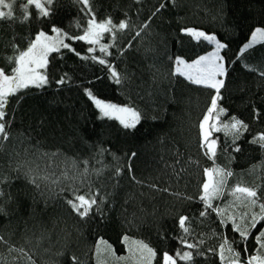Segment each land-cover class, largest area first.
I'll list each match as a JSON object with an SVG mask.
<instances>
[{
	"label": "trees",
	"instance_id": "trees-1",
	"mask_svg": "<svg viewBox=\"0 0 264 264\" xmlns=\"http://www.w3.org/2000/svg\"><path fill=\"white\" fill-rule=\"evenodd\" d=\"M89 6L98 22L111 18L129 24L115 30V39L103 35L101 44L110 45L111 54L89 52L93 46L86 41L66 39L75 52L49 55V83L9 98V139L0 141V178H5L0 183V264H73V256L77 264H136L139 254L135 260L129 255L132 241L156 251L152 264H162L164 252L178 250L192 251L194 260L177 264H227L209 249H218L222 235L239 240V234L210 209L201 216L200 196L204 170L216 166L233 175L213 207L239 220L248 209L234 201L230 190L241 184L259 186L264 193V148L250 143L264 134V43L244 49L255 29L264 28V0H89ZM47 8L49 15L43 16L27 0H15L13 16L0 19V68L6 74L14 66L7 58L26 50L40 31L52 35L55 26L70 36L82 35L91 18L77 0H54ZM187 28L228 45L221 51L228 73L218 101L226 111L217 126L232 117L248 125L235 143L223 130L212 131L214 158L202 147L200 124L215 90L175 72L176 57L191 63L213 45L185 34ZM108 65L121 75L120 84ZM61 78L65 82L58 84ZM86 90L106 103L135 108L140 123L124 129L118 120L102 117ZM74 192H98L99 210L94 206L81 218L67 203ZM181 216L189 217L190 234L179 227ZM261 227L264 222L248 240L249 256L264 257L254 240ZM181 238L198 247L186 248ZM100 240L116 257L128 259L117 262L107 251L98 255L97 245L104 248ZM233 247L246 258L243 245Z\"/></svg>",
	"mask_w": 264,
	"mask_h": 264
},
{
	"label": "snow or ice",
	"instance_id": "snow-or-ice-1",
	"mask_svg": "<svg viewBox=\"0 0 264 264\" xmlns=\"http://www.w3.org/2000/svg\"><path fill=\"white\" fill-rule=\"evenodd\" d=\"M15 0H0V19L11 18L13 16V4ZM54 0H27V4L34 5L35 8L40 9V15L48 16L49 12L45 5H52ZM84 6L82 9L90 15V19L87 20L86 27L83 29L82 35L70 36L67 32L53 26L51 31L55 33V36L46 34L44 31H40L35 38L30 41L26 50H19L18 54L12 57H8L9 63L14 66L11 73L6 74L5 71L0 68V141L9 139L8 121L6 116V107L9 104V98L15 96L20 90L28 89L30 86L41 88L49 83L47 75V66L49 63L48 57L53 52H59L61 48L68 49L75 52V49L71 47L70 43H66L67 40H81L86 41L89 45L100 44L105 33L110 34L112 39H115L116 29L123 31L129 27L127 20L120 21L118 24L113 23L111 18H107L104 21L98 22L95 18V13L92 12L89 6V0H77ZM164 7L163 4L160 6ZM4 9H7L5 11ZM159 11V9H157ZM79 27V25H77ZM146 27V25H145ZM185 34L195 38L197 41L203 39L209 43L215 45V50L207 55L200 56L193 60L191 63L185 61L183 58H175V72L181 76H185L190 82L197 85H203L205 87L215 90V96L211 99L210 107L207 109L206 115L200 124L202 130L203 144L202 147L206 148V155L210 154L211 158L216 155L217 140L210 139L212 131H224L226 135L232 137L233 143L240 139L244 131H247L248 125L242 120L235 117L231 118L230 123L223 124L222 127H218L221 114L226 110L219 106L218 101L222 99L220 92L225 86V80L223 77L227 76L228 68L226 67L225 56L221 55V50L228 47L227 44L221 43L215 35L206 34L204 31H200L193 28H187L182 30ZM139 35V33H137ZM264 39V28H257L252 34L251 43L245 44L244 49L247 50L257 42V39ZM131 46V45H129ZM110 45L100 44L99 51L110 55L108 48ZM89 52L96 51L95 48L89 47ZM79 55V53H76ZM88 59V57H83ZM95 60L96 57H91ZM100 64H105L104 59L99 60ZM112 68L111 75L115 83L120 84L122 82L121 75L114 70L112 65H108ZM264 75V73H261ZM123 79H126L124 77ZM65 81L63 78L57 81L58 84H63ZM86 94L94 101L97 109H99L102 117L109 119H117L124 129H135L141 121V114L138 110L129 106H118L112 103H106L101 99H97L90 90H86ZM210 120L214 121L210 124ZM250 143H258L261 148H264V134H260L254 137ZM2 150V148H0ZM239 147L235 148V151H239ZM103 151V149H102ZM133 155H135L133 153ZM87 164V161L84 162ZM87 172V169H85ZM207 176L206 182L203 183V194L200 196V200L204 202L205 210L200 213L201 216L209 214V209L212 212H216L221 217V224L227 226L230 222L232 224L233 232L239 234V240H228L226 236H221V243L218 249H209V251H216L219 259L227 264H264V257L259 254L248 255V240L252 236L253 229L257 228V225L264 222V193L259 192V186L249 187L236 184L231 190V195L234 197V201L240 202L248 211H245L239 215V220L235 214H228L226 210H221L217 207H213L212 201L220 198L223 195L224 189L227 185L228 177L233 175L231 170L220 168L219 166L213 168H206L204 170ZM119 174V173H118ZM5 178H0V183ZM33 184L36 183L35 179L31 180ZM39 188V185H36ZM4 195L3 191H0V197ZM99 193L89 192L87 194L73 193V199H69L67 203L71 206L73 211L81 218H86L93 212L94 206L96 210H99V204L97 196ZM102 202V201H101ZM258 209V211L256 210ZM4 210L0 207V214H3ZM186 221H189V217L181 216L179 218V227L184 233L190 234V228L185 226ZM129 238L124 236L122 241L128 243ZM255 243L258 246V252L264 251V227H261L258 234L254 237ZM0 241H3V237L0 236ZM99 244H103L104 248L101 249L97 245L96 252L99 255L102 251L109 252L114 260L117 262L125 261L128 257L121 256L116 257L114 249L106 241L100 240ZM181 244L188 249H196L197 244L189 243L184 238H181ZM233 244L243 245V253L245 259L241 258V251H238L233 247ZM136 253L139 254V259L136 260V264H152L153 259L156 257V251L149 246V244L143 241H132L129 246V255L135 260ZM196 255H202L197 252ZM73 264H77V258L71 257ZM177 260L192 262L194 255L192 251H176L174 255L164 252L162 254V264H177Z\"/></svg>",
	"mask_w": 264,
	"mask_h": 264
},
{
	"label": "rangeland",
	"instance_id": "rangeland-1",
	"mask_svg": "<svg viewBox=\"0 0 264 264\" xmlns=\"http://www.w3.org/2000/svg\"><path fill=\"white\" fill-rule=\"evenodd\" d=\"M44 2V0H41V3H43ZM49 5H45V7H48ZM48 9V8H47ZM40 10V9H39ZM198 30V29H197ZM200 31H202V30H200ZM206 33V32H205ZM206 34H208V33H206ZM211 35V34H210ZM51 36H55V33L54 34H52ZM250 41L248 42V43H251V40H252V37H251V39H249ZM65 42L67 43V41H66V39H65ZM101 42H102V40L100 41V44H101ZM222 43V42H221ZM247 43V44H248ZM261 43H264V39H260V38H258L257 39V42L255 43V44H253V46L252 47H254V46H256V45H259V44H261ZM100 44H97V45H92L93 46V48H95L96 49V51H99V48H100ZM212 44V43H211ZM213 45V50L211 51V52H213L214 50H215V45L214 44H212ZM251 47V48H252ZM61 49H63V48H61ZM248 50V49H247ZM222 51V50H221ZM100 52V51H99ZM210 53V52H209ZM179 75V74H178ZM185 77V76H184ZM186 78V77H185ZM223 79H224V77H223ZM197 85V84H196ZM115 120H117V119H115ZM119 121V120H118ZM214 121H212V120H210V124L211 123H213ZM213 133H212V135H211V137H210V139H213ZM202 137V136H201ZM204 143V142H203Z\"/></svg>",
	"mask_w": 264,
	"mask_h": 264
}]
</instances>
